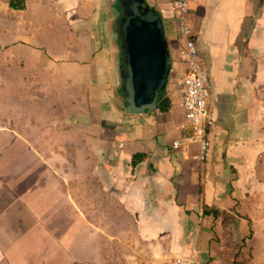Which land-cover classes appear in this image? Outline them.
<instances>
[{
    "label": "crops",
    "instance_id": "crops-1",
    "mask_svg": "<svg viewBox=\"0 0 264 264\" xmlns=\"http://www.w3.org/2000/svg\"><path fill=\"white\" fill-rule=\"evenodd\" d=\"M147 1L171 106L129 115L110 0H0V264H264V0L191 6L212 83L205 163L173 147L186 62L172 0Z\"/></svg>",
    "mask_w": 264,
    "mask_h": 264
},
{
    "label": "water",
    "instance_id": "water-1",
    "mask_svg": "<svg viewBox=\"0 0 264 264\" xmlns=\"http://www.w3.org/2000/svg\"><path fill=\"white\" fill-rule=\"evenodd\" d=\"M109 6L117 22L115 71L121 110L129 115L153 113L164 91L166 95L172 66L161 12L147 0H110Z\"/></svg>",
    "mask_w": 264,
    "mask_h": 264
},
{
    "label": "built area",
    "instance_id": "built-area-1",
    "mask_svg": "<svg viewBox=\"0 0 264 264\" xmlns=\"http://www.w3.org/2000/svg\"><path fill=\"white\" fill-rule=\"evenodd\" d=\"M198 0H172L177 33L181 44V54L186 62V70L181 78L183 95L181 107L185 111L189 133L173 143V147L195 145L198 161L205 163L211 157L209 129L213 115L209 101L212 83L208 66L203 62L198 50L195 34L191 26V6ZM171 264H197L195 259L176 258Z\"/></svg>",
    "mask_w": 264,
    "mask_h": 264
},
{
    "label": "rangeland",
    "instance_id": "rangeland-1",
    "mask_svg": "<svg viewBox=\"0 0 264 264\" xmlns=\"http://www.w3.org/2000/svg\"><path fill=\"white\" fill-rule=\"evenodd\" d=\"M0 71L2 72V65H0ZM3 85V81L1 80L0 78V87H2ZM5 104V99H4V95L3 94H0V125L3 121V117H4V111L2 110L3 109V106ZM3 145H4V142H0V167L2 168L3 166V163H4V152H3ZM3 177V174L2 172H0V178Z\"/></svg>",
    "mask_w": 264,
    "mask_h": 264
},
{
    "label": "trees",
    "instance_id": "trees-1",
    "mask_svg": "<svg viewBox=\"0 0 264 264\" xmlns=\"http://www.w3.org/2000/svg\"><path fill=\"white\" fill-rule=\"evenodd\" d=\"M12 6L16 7L14 4ZM170 106H171V100L168 97H166L165 91H164L159 101L158 109L165 112L170 108ZM142 158H143V155H140V154L134 155L132 164L135 165Z\"/></svg>",
    "mask_w": 264,
    "mask_h": 264
},
{
    "label": "flooded vegetation",
    "instance_id": "flooded-vegetation-1",
    "mask_svg": "<svg viewBox=\"0 0 264 264\" xmlns=\"http://www.w3.org/2000/svg\"><path fill=\"white\" fill-rule=\"evenodd\" d=\"M122 56H123V64L125 63V57H124V52L122 51Z\"/></svg>",
    "mask_w": 264,
    "mask_h": 264
}]
</instances>
